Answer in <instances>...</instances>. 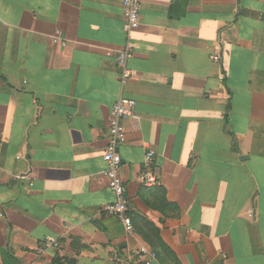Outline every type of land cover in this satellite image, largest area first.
<instances>
[{
  "label": "crops",
  "instance_id": "crops-1",
  "mask_svg": "<svg viewBox=\"0 0 264 264\" xmlns=\"http://www.w3.org/2000/svg\"><path fill=\"white\" fill-rule=\"evenodd\" d=\"M136 1L121 86L122 0H0V264H264V0ZM120 96L128 234L100 213Z\"/></svg>",
  "mask_w": 264,
  "mask_h": 264
},
{
  "label": "built area",
  "instance_id": "built-area-1",
  "mask_svg": "<svg viewBox=\"0 0 264 264\" xmlns=\"http://www.w3.org/2000/svg\"><path fill=\"white\" fill-rule=\"evenodd\" d=\"M124 23L122 31L125 35V43L116 53L115 66L118 72V81L120 85L129 82L134 73L129 69L128 62L132 57L133 49L131 46V33L138 29L140 5L136 0H122ZM52 43L61 49L67 46L62 32L55 31L52 36ZM212 60L217 62L219 57L214 55ZM135 102L132 99L120 96L111 107L107 116V131L105 135V147L102 154V161L105 164V178L107 186L113 195V201L103 206L101 214L118 219L125 233L133 232L132 220L129 216V200L126 196V189L120 178L121 158L119 148L125 143L126 137L124 132V121L134 115ZM154 153L149 151L145 154L144 166L141 170L138 180L139 183L151 188L158 185L157 178L151 171ZM51 242H45L44 247H51ZM139 254L147 255L148 259L144 264H151L153 257L151 254L141 251Z\"/></svg>",
  "mask_w": 264,
  "mask_h": 264
}]
</instances>
